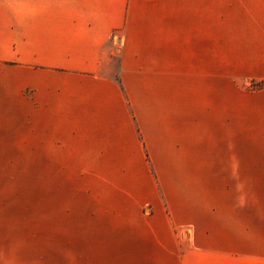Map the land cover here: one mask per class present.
<instances>
[{"label":"crops","instance_id":"crops-1","mask_svg":"<svg viewBox=\"0 0 264 264\" xmlns=\"http://www.w3.org/2000/svg\"><path fill=\"white\" fill-rule=\"evenodd\" d=\"M194 16V0H0V264H53L56 240L61 258L69 160L130 163L136 217L180 224L173 163L196 124L181 121L180 85L165 73L162 43L147 56L144 29L149 17L194 29ZM117 31H126L120 44ZM146 156L154 174L135 165ZM37 161L38 217L28 183L21 195Z\"/></svg>","mask_w":264,"mask_h":264},{"label":"rangeland","instance_id":"rangeland-1","mask_svg":"<svg viewBox=\"0 0 264 264\" xmlns=\"http://www.w3.org/2000/svg\"><path fill=\"white\" fill-rule=\"evenodd\" d=\"M194 1V29H177V18L160 29L155 17L144 29L147 56L162 43L165 73L180 85L178 106L189 111L181 121L196 124L173 163L180 224L136 217L130 163L69 160L65 240L62 231L53 264H264V0ZM114 36L120 44L126 31ZM44 164L21 178L37 217ZM135 165L154 174L148 156Z\"/></svg>","mask_w":264,"mask_h":264}]
</instances>
